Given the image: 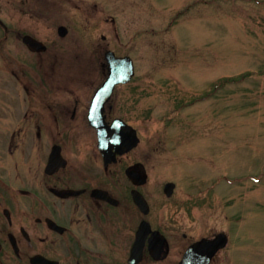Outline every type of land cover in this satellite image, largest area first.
<instances>
[{"label":"flooded vegetation","instance_id":"af4514ba","mask_svg":"<svg viewBox=\"0 0 264 264\" xmlns=\"http://www.w3.org/2000/svg\"><path fill=\"white\" fill-rule=\"evenodd\" d=\"M35 1L20 8L30 20L23 28L0 0V264H182L195 244L224 233L228 244L208 264H229L233 237L220 199L184 197L183 173L162 170V126L193 102L191 92L176 86L168 118L148 117L146 78L136 70L96 102L112 74L108 53L129 55L110 39L116 19L92 24L107 30L101 40L72 41V23L50 30L49 6ZM88 9L104 10L96 0ZM95 123L112 138L116 123L133 126L137 143L123 128L104 149Z\"/></svg>","mask_w":264,"mask_h":264},{"label":"rangeland","instance_id":"374dc122","mask_svg":"<svg viewBox=\"0 0 264 264\" xmlns=\"http://www.w3.org/2000/svg\"><path fill=\"white\" fill-rule=\"evenodd\" d=\"M26 1L3 0L23 28ZM94 1L35 6H49L52 31L71 22L72 41L92 33L101 40L107 30L92 24L115 18L110 39L145 75L148 117L168 118L176 86L191 92L193 102L168 125H153L168 127L162 170L169 178L183 173L184 197L220 199L233 237L229 264H264V0H96L104 10L85 13Z\"/></svg>","mask_w":264,"mask_h":264},{"label":"water","instance_id":"95a60500","mask_svg":"<svg viewBox=\"0 0 264 264\" xmlns=\"http://www.w3.org/2000/svg\"><path fill=\"white\" fill-rule=\"evenodd\" d=\"M61 29H63L62 32L64 33L65 28L62 27ZM24 41H27L30 44V36H26L24 38ZM109 60L111 61L113 74L105 86L112 88L117 82L127 81L133 76V74H134V63H133L132 58H130V57L117 58L115 56V54L112 52L111 54H109ZM110 91L111 90L106 91L104 89V90H102V93H109ZM103 134H106V131H103ZM169 186H171V185H169ZM225 244H226L225 236H221V237H219V240L217 239V240H214L213 242H211V245L215 249L222 247V246H225ZM199 246H194L193 248H191L189 250V252L187 253L182 264H207L209 262L207 256L205 257L207 260L206 259L200 260V259L195 257L197 252L199 253L200 249L202 248Z\"/></svg>","mask_w":264,"mask_h":264}]
</instances>
